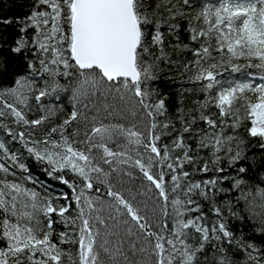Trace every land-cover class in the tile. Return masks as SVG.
<instances>
[{"label":"snow or ice","instance_id":"6c2138e0","mask_svg":"<svg viewBox=\"0 0 264 264\" xmlns=\"http://www.w3.org/2000/svg\"><path fill=\"white\" fill-rule=\"evenodd\" d=\"M0 264H264V0H0Z\"/></svg>","mask_w":264,"mask_h":264},{"label":"trees","instance_id":"16d2710c","mask_svg":"<svg viewBox=\"0 0 264 264\" xmlns=\"http://www.w3.org/2000/svg\"><path fill=\"white\" fill-rule=\"evenodd\" d=\"M11 2H12V0H3V3H5V4H9V3H11ZM198 2H200V0H198ZM215 2H217V0H213L212 3H215ZM5 12H7V9H5ZM226 75H227V74H226ZM14 147H17V148H18L19 145H14ZM21 151L23 152L22 149H21ZM23 155H24V157L26 158V159H25V163H27V164L30 166V168H31V172H32V174H33L36 178H38L39 181L43 182L45 185H50V184H52V185L54 186V188H55L56 190H53V189L51 188V190H52V192H53L54 195H55V194L64 193V192H67V191H68V189H67L65 186H63V185H60L58 181L49 179V178L47 177V174L44 173V172H43V171H42V170L36 165V162H35L33 159L27 158V153H26V152H24ZM28 186H29V187H32V185H30V184H29Z\"/></svg>","mask_w":264,"mask_h":264}]
</instances>
